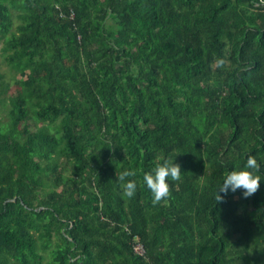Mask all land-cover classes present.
<instances>
[{"label":"trees","instance_id":"1","mask_svg":"<svg viewBox=\"0 0 264 264\" xmlns=\"http://www.w3.org/2000/svg\"><path fill=\"white\" fill-rule=\"evenodd\" d=\"M0 42V264H264V179L216 197L264 172V0H0Z\"/></svg>","mask_w":264,"mask_h":264},{"label":"clouds","instance_id":"2","mask_svg":"<svg viewBox=\"0 0 264 264\" xmlns=\"http://www.w3.org/2000/svg\"><path fill=\"white\" fill-rule=\"evenodd\" d=\"M182 166L176 159H165L155 167L144 173L143 181L151 190L153 203L159 202L170 194V179H179ZM135 176L134 170L125 169L120 173L119 179L125 181L126 177ZM264 179V172L261 171V162L254 154H249L243 166L231 168L223 177L216 188L217 201L223 200L224 195L229 191L243 190L245 197L255 193ZM124 192L129 196L135 195L137 181L127 179L122 185Z\"/></svg>","mask_w":264,"mask_h":264},{"label":"rangeland","instance_id":"3","mask_svg":"<svg viewBox=\"0 0 264 264\" xmlns=\"http://www.w3.org/2000/svg\"><path fill=\"white\" fill-rule=\"evenodd\" d=\"M2 47H3V43L0 42V73L6 72V73H8V76L10 77L9 67H8L7 63L4 61V58L2 56V53H3ZM8 76H7V78H9ZM38 126L39 125H37L35 122L31 123V129L32 130H35ZM67 173H70V171H67Z\"/></svg>","mask_w":264,"mask_h":264},{"label":"built area","instance_id":"4","mask_svg":"<svg viewBox=\"0 0 264 264\" xmlns=\"http://www.w3.org/2000/svg\"><path fill=\"white\" fill-rule=\"evenodd\" d=\"M74 14V12L72 11V15ZM133 249L134 251L137 253V254H141L143 255L145 253V247L144 245L142 244L141 241H139L138 239H136L134 242H133Z\"/></svg>","mask_w":264,"mask_h":264},{"label":"bare ground","instance_id":"5","mask_svg":"<svg viewBox=\"0 0 264 264\" xmlns=\"http://www.w3.org/2000/svg\"><path fill=\"white\" fill-rule=\"evenodd\" d=\"M142 238V237H141Z\"/></svg>","mask_w":264,"mask_h":264}]
</instances>
